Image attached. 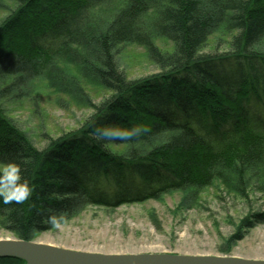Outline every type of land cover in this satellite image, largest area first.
Listing matches in <instances>:
<instances>
[{"label": "trees", "instance_id": "obj_1", "mask_svg": "<svg viewBox=\"0 0 264 264\" xmlns=\"http://www.w3.org/2000/svg\"><path fill=\"white\" fill-rule=\"evenodd\" d=\"M0 12V167L19 165L32 190L0 198L1 229L31 241L52 215L62 225L177 192L194 204L217 183L260 194L244 226L264 224V0H0ZM136 48L155 74L128 78ZM47 96L92 114L52 138L36 110ZM24 105L44 148L9 115ZM137 124L148 131L129 140L94 131Z\"/></svg>", "mask_w": 264, "mask_h": 264}, {"label": "rangeland", "instance_id": "obj_2", "mask_svg": "<svg viewBox=\"0 0 264 264\" xmlns=\"http://www.w3.org/2000/svg\"><path fill=\"white\" fill-rule=\"evenodd\" d=\"M5 16L0 12V19ZM123 70L130 79L157 72L142 49H129ZM225 51V50H221ZM99 102L96 100L94 103ZM37 112L45 114L43 131L52 138L82 126L92 112L57 105L52 96L43 98ZM13 121L28 132L34 145L47 144L39 137L38 121L29 105L10 106ZM181 192L159 201L126 205L117 209L89 207L69 222L34 238L59 248L97 254H177L264 260V224L246 228L245 220L263 209L253 188L215 184L185 202ZM0 239H17L0 228Z\"/></svg>", "mask_w": 264, "mask_h": 264}, {"label": "water", "instance_id": "obj_3", "mask_svg": "<svg viewBox=\"0 0 264 264\" xmlns=\"http://www.w3.org/2000/svg\"><path fill=\"white\" fill-rule=\"evenodd\" d=\"M23 264H264V260L177 254H97L21 239H0V259Z\"/></svg>", "mask_w": 264, "mask_h": 264}, {"label": "clouds", "instance_id": "obj_4", "mask_svg": "<svg viewBox=\"0 0 264 264\" xmlns=\"http://www.w3.org/2000/svg\"><path fill=\"white\" fill-rule=\"evenodd\" d=\"M95 134L99 140H129L132 137H139L148 131L147 127L137 124L131 129H122L117 126L96 127ZM31 188L26 181L22 182L21 169L17 164H7L0 167V198L5 204L12 201L22 202L31 195ZM63 217L52 215L49 222L54 227H60Z\"/></svg>", "mask_w": 264, "mask_h": 264}]
</instances>
